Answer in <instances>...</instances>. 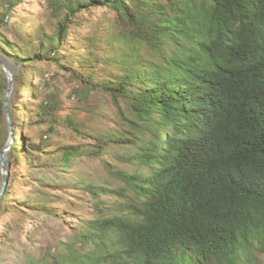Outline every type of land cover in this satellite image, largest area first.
<instances>
[{
    "label": "trees",
    "instance_id": "trees-1",
    "mask_svg": "<svg viewBox=\"0 0 264 264\" xmlns=\"http://www.w3.org/2000/svg\"><path fill=\"white\" fill-rule=\"evenodd\" d=\"M44 1L45 22L54 30L46 33L43 23L27 34L21 21H11L21 0H0L3 52L18 59L22 71L32 70L26 67L31 60L66 64L89 89L109 94L116 105L126 102L133 115L125 134L94 131L91 146L63 151V164L109 152L112 160L102 165L119 186L82 184L89 218L75 225L53 264H259L264 0ZM92 8L108 9L115 20L96 25L102 38L82 40L89 44L86 55L65 54L70 26ZM6 34L15 40L7 42ZM23 76L13 78L10 102L28 90L39 100L36 116L59 122L47 83L41 78L29 88ZM6 85L0 83V124ZM20 150L13 140L14 161Z\"/></svg>",
    "mask_w": 264,
    "mask_h": 264
},
{
    "label": "rangeland",
    "instance_id": "rangeland-1",
    "mask_svg": "<svg viewBox=\"0 0 264 264\" xmlns=\"http://www.w3.org/2000/svg\"><path fill=\"white\" fill-rule=\"evenodd\" d=\"M12 16L11 21H21V28L27 34L30 28H37L43 23L46 33L54 30L52 22H45L49 13L44 0H21L13 9ZM78 18L79 22L70 26L71 35L66 40L64 52L72 53L76 58L87 54L89 44L82 45V40L96 34L97 39L102 38L96 32L97 26L105 28L115 20L114 14L106 8H92L79 13ZM5 37L7 42L15 40L12 34ZM32 48L27 46L28 51ZM17 60L11 54L6 55L0 46V61L12 71L13 78L24 74L27 83L24 78L21 81L29 88L34 87L41 78L47 83L44 90L51 96V107L57 111L59 122L43 121L36 116L39 100L34 99L28 90H20L15 94V102L10 103V108L16 110L11 116L10 126L2 112L0 150L9 144L11 136L21 150L18 152V162L14 161L12 151L8 152L9 178L0 203V264H36L39 260L41 262L38 264H53L52 256L62 252L61 243L68 240L75 225L81 219L89 218L82 202L85 200L84 193L80 191L82 184L88 181L98 184L105 182L111 188L119 186L102 165L103 160H112L109 152L99 158L88 154L77 155L70 159L69 164H63V151L77 145L91 146L94 131L114 133L119 129L125 134L129 131V121L133 120V115L126 102L120 99L116 105L109 94L89 89V85L84 83L87 79L79 78L76 73L73 76L72 71L66 68L70 66L66 64L60 65L53 60H31L26 67L32 70L22 71ZM76 61L73 68H77ZM6 80L0 66V83ZM95 81H98L97 77ZM15 88L13 84V91ZM73 125L81 126L82 134L76 133ZM16 127L19 129L16 130ZM108 148L111 149L112 144ZM1 180L0 170V185ZM4 196L6 200L2 203ZM255 257L259 264L264 262L261 254L257 253Z\"/></svg>",
    "mask_w": 264,
    "mask_h": 264
},
{
    "label": "water",
    "instance_id": "water-1",
    "mask_svg": "<svg viewBox=\"0 0 264 264\" xmlns=\"http://www.w3.org/2000/svg\"><path fill=\"white\" fill-rule=\"evenodd\" d=\"M0 66L3 70V72L6 75L7 79V85H6V92L3 99V114L5 116V119L8 123V125H11V115H10V99L13 91V73L10 69H8L1 61ZM12 136L10 139L9 144L2 149L0 153V170L2 175L1 185H0V203L2 200V197L5 193L7 184H8V178H9V172H8V152L10 151V144L12 143Z\"/></svg>",
    "mask_w": 264,
    "mask_h": 264
}]
</instances>
